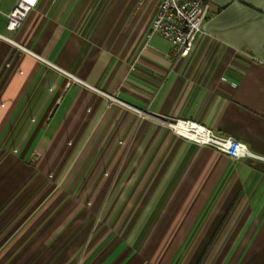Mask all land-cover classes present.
Instances as JSON below:
<instances>
[{
  "label": "crops",
  "instance_id": "crops-1",
  "mask_svg": "<svg viewBox=\"0 0 264 264\" xmlns=\"http://www.w3.org/2000/svg\"><path fill=\"white\" fill-rule=\"evenodd\" d=\"M16 1L0 0V244L50 251L73 218V264H264V0H209L186 56L147 35L158 0H38L10 30ZM98 207L117 226L95 248Z\"/></svg>",
  "mask_w": 264,
  "mask_h": 264
},
{
  "label": "built area",
  "instance_id": "built-area-1",
  "mask_svg": "<svg viewBox=\"0 0 264 264\" xmlns=\"http://www.w3.org/2000/svg\"><path fill=\"white\" fill-rule=\"evenodd\" d=\"M37 1L17 0L7 14L6 28L15 29L25 15L35 8ZM209 8V0H158L147 35L156 34L170 41L178 56H186L201 31ZM168 125L177 134L198 144L208 145L232 159L259 157L236 138L216 134L199 124L175 120Z\"/></svg>",
  "mask_w": 264,
  "mask_h": 264
},
{
  "label": "rangeland",
  "instance_id": "rangeland-1",
  "mask_svg": "<svg viewBox=\"0 0 264 264\" xmlns=\"http://www.w3.org/2000/svg\"><path fill=\"white\" fill-rule=\"evenodd\" d=\"M117 101H120V100H117ZM127 106H129V105H127ZM166 123L168 125L169 122H166ZM93 214H94V217L89 218L90 220L87 219L88 223H89L88 224V226H89L88 231L90 232V234L88 235V240L90 242H94V246L96 248L97 244H99V242L101 240L106 238L107 233H105L106 232L105 230H107V228H108V230L110 228L113 231L116 229L115 226H117L116 225L117 221H116V219L111 220V223L109 224L108 223L109 220H102L100 218L101 212H100L99 207L95 209V213H93ZM53 219L54 218L52 217L51 221L48 223L49 226H52V227L56 226L55 221H54L55 219L54 220ZM69 221H68V224L64 227H67L69 230H71V231H69L70 233L68 231H66V233L68 232V234L63 236V238L61 240H59V242L55 243V245L52 247V249L50 251H44V249L38 250L37 244H32L26 249L24 243H20V241L14 243V244H9L12 240V236H10V238H9L10 240L8 239L7 242L0 244V264H55L57 262L56 258H59V256L61 254H63V256H62L63 258H72L73 252H75L82 244L78 248H77V246L79 244H77V243L73 246V218ZM106 221H108V222H106ZM86 222L87 221L85 219L84 220L79 219L76 223L77 228L82 227L83 224H85ZM47 230H48V228H47ZM64 230L65 229H63V231ZM49 232L50 231L48 230L47 236L50 237V241L46 244V246H48L49 244H52L53 240H55V238L58 237L57 235H53V234H51L49 236ZM4 237H5V234L0 235V241ZM21 237H24V236H21ZM83 238L86 240L87 237H83ZM112 242L115 243V239L110 241L111 245L114 244ZM99 247L100 246H98L96 250H98ZM73 249H74V251H73ZM82 249L83 250L76 252L75 256L78 258H77L75 263L80 262V259L83 260L86 257V253H87L86 249L85 248H82ZM168 253L169 252L158 251L155 254V258H157L159 264H163V263H165V261H167V258H169ZM186 253H185V256H186ZM191 253L192 252H190V254ZM70 254H72V255H70ZM99 257H100V255H99ZM153 259H154V256H153ZM188 259H189V256H187V259L184 260L183 263L184 264H190L189 262L187 263ZM97 260L98 259L96 257L95 262ZM60 261H63V260H60ZM67 263L73 264V258H72V260L67 259Z\"/></svg>",
  "mask_w": 264,
  "mask_h": 264
}]
</instances>
